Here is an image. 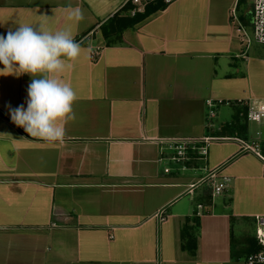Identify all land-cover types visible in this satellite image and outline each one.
<instances>
[{
  "label": "crops",
  "instance_id": "0c3cea01",
  "mask_svg": "<svg viewBox=\"0 0 264 264\" xmlns=\"http://www.w3.org/2000/svg\"><path fill=\"white\" fill-rule=\"evenodd\" d=\"M125 5L0 0V35L42 24L69 30L83 49L63 74L78 96L63 143L11 121L9 107H27L32 77L0 76V264H246L232 258V240L243 238L242 248L257 237L264 175L241 140L264 132L242 125L240 106L215 130L207 100L264 99V46L246 50L232 18L251 32L252 0H174L109 44L101 26ZM70 8L83 19L66 20ZM177 138H209L203 163L196 152L172 161Z\"/></svg>",
  "mask_w": 264,
  "mask_h": 264
},
{
  "label": "clouds",
  "instance_id": "9594fccd",
  "mask_svg": "<svg viewBox=\"0 0 264 264\" xmlns=\"http://www.w3.org/2000/svg\"><path fill=\"white\" fill-rule=\"evenodd\" d=\"M83 19L80 8H70L66 20ZM83 49L72 33L52 31L42 24H20L0 35V76L32 77L27 89V107H9L11 121L33 138L49 143H63L66 125L76 119L74 104L78 99L73 86L63 74L74 67ZM264 116V101H254L249 118L260 121Z\"/></svg>",
  "mask_w": 264,
  "mask_h": 264
},
{
  "label": "built area",
  "instance_id": "2783aa9c",
  "mask_svg": "<svg viewBox=\"0 0 264 264\" xmlns=\"http://www.w3.org/2000/svg\"><path fill=\"white\" fill-rule=\"evenodd\" d=\"M174 0H126V5L130 4L132 7L128 11V14L135 16L137 13L145 12L146 8L152 4L162 2L164 5L168 6ZM253 5V17L251 22V32L242 25L239 20V17L236 11L232 12L233 23L237 26L238 30L241 31V37L243 45L246 50L252 43H257L264 46V0H252ZM100 55V48L93 47L91 50V56L93 60H97ZM254 101H264V99H253L246 102L240 103H231L230 101L214 100L208 99L207 106L209 108V116L214 118L216 116V108L220 104H225L227 106H240L246 109V120L248 122H255L257 124L264 123V116L261 117V120L258 122L249 118L250 111L253 110ZM170 151L172 152V161L175 162H184L189 160V154L198 153L199 156H205L207 153V147L209 145V138L203 139H171L169 140ZM241 152L250 153L254 155L262 164V170L264 175V137L261 132L256 133V137L248 140H241ZM166 172H169V169H165ZM227 181V180H226ZM226 181L213 184L212 196H218L223 193L226 187ZM159 220H165V214L161 211L158 214ZM258 228H257V239L259 245L262 246V249L259 251L249 254L245 258L246 264H264V217L257 218Z\"/></svg>",
  "mask_w": 264,
  "mask_h": 264
},
{
  "label": "trees",
  "instance_id": "16d2710c",
  "mask_svg": "<svg viewBox=\"0 0 264 264\" xmlns=\"http://www.w3.org/2000/svg\"><path fill=\"white\" fill-rule=\"evenodd\" d=\"M131 7L132 6L130 4L125 5V7L122 8L121 12L116 13L112 18L108 20L106 24H103L101 26L102 27L101 30L105 38H107L109 44L113 42H122L123 41V38H122L123 31H125L128 28L134 27V25H136L137 23L145 19L152 12H155L159 9H164L167 6L164 5L162 2H158L156 4H152L148 6L145 12L137 13L135 16H131L130 14H128V11L130 10ZM122 12H125V13L122 15ZM112 36L113 38H111ZM76 40L78 41L79 39L77 38ZM244 110L246 112L245 108ZM183 237L188 240L187 241L188 245L190 243H193L192 245L193 247H195L194 242L196 239L191 234H189V232L185 231L183 233ZM248 239H249L250 245H248L247 247L244 246L241 248L237 246V244L243 243V238H240V239L233 238L232 249H231V255L233 259L237 260V259H241L243 256L247 257L249 254L262 249V246L259 245L257 237L252 240H250V238Z\"/></svg>",
  "mask_w": 264,
  "mask_h": 264
},
{
  "label": "rangeland",
  "instance_id": "374dc122",
  "mask_svg": "<svg viewBox=\"0 0 264 264\" xmlns=\"http://www.w3.org/2000/svg\"><path fill=\"white\" fill-rule=\"evenodd\" d=\"M234 109H235V107H233V106H227V105H225V104H220L217 108H216V110H217V113L216 114H218L217 116H215V118H211V117H209V123H211V126H213V128L215 129V130H217L218 128H219V126H220V121L222 122V121H224V119H226V118H228V119H230V120H235V118H234ZM245 116V113L243 112V114H242V116H240V117H244ZM211 119V120H210ZM236 123H238V122H236ZM239 124V123H238ZM238 124H234V126L233 127H229V128H231L232 129V131L233 130H235L236 128V126L238 127ZM242 125H245L244 127H246V125H248L247 126V128H248V130L249 131H251V132H256V131H258V130H261L262 132H264V126L263 125H259V124H257V123H255V122H250V123H247V122H243L242 123ZM243 127V126H242ZM223 133V132H222ZM233 133V132H232ZM237 134H240L239 133V131L237 130V132H236ZM233 134H235V132L233 133ZM241 135V134H240ZM210 152V146H208L207 147V152ZM203 157V156H202ZM205 157V156H204ZM204 157L201 159V161H199L201 164L203 163V161H204ZM192 161H190V163H191ZM191 164H193V163H191ZM204 183H207L206 181H203V182H201V187L199 188V191L200 190H204L205 188H209V185H208V183L207 184H205L204 185ZM203 184V185H202Z\"/></svg>",
  "mask_w": 264,
  "mask_h": 264
}]
</instances>
